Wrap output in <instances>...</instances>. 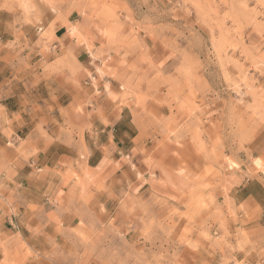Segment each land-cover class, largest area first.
<instances>
[{
  "label": "rangeland",
  "instance_id": "1",
  "mask_svg": "<svg viewBox=\"0 0 264 264\" xmlns=\"http://www.w3.org/2000/svg\"><path fill=\"white\" fill-rule=\"evenodd\" d=\"M2 2L15 18L13 34L0 40L1 102L12 99L16 87L36 131L48 136L58 106L64 140L81 138L82 127L70 116L82 112V104L58 105L77 95L80 87L69 74L81 67L74 55L49 47L64 25L101 63L97 69L120 81L110 100L131 106L153 144L173 138L178 170L191 184L172 199L127 194L106 221L76 209L87 219L61 228L58 241L48 237L46 250L29 248L18 235L2 241L0 264H195L203 255L251 264L237 259L238 251L264 264V208L252 227L232 230L226 221L235 209L224 188L227 174L264 182V0ZM80 16L91 20L87 32L68 22ZM95 34L98 47L91 42ZM157 45L167 52L160 64L149 53Z\"/></svg>",
  "mask_w": 264,
  "mask_h": 264
},
{
  "label": "crops",
  "instance_id": "2",
  "mask_svg": "<svg viewBox=\"0 0 264 264\" xmlns=\"http://www.w3.org/2000/svg\"><path fill=\"white\" fill-rule=\"evenodd\" d=\"M14 18L10 10L0 8V40L6 38L5 33L9 38L13 34ZM68 22L82 32L91 28L86 17L69 18ZM22 28L26 31L27 25ZM100 41L97 35L91 42L98 47ZM49 47L56 54L74 55L81 67L76 74H69L80 87L77 95L58 105L62 109L70 103L82 104V112L70 116L73 124L82 127V136L64 140L59 125L65 116L58 106L54 122L45 128L48 136L36 131L32 118L24 116V101L16 95V87L12 99L0 101V261L2 241L16 235L29 248L46 250L48 237L58 241L63 236L61 228L77 226L82 216L76 209L93 210L99 220L106 221L119 213L127 194L142 199L154 193L172 199L191 184L189 176L178 170L173 138L153 144V136L148 137L131 106L120 104L119 99L110 100L109 92H119L120 81L108 70L97 69L101 63L69 36L66 26H57ZM149 53L155 64L167 57L163 46L150 48ZM116 69L119 72V66ZM70 80L66 89H70ZM68 93L73 94L72 90ZM224 188L235 209L234 218L227 216V226L249 229L263 214L264 182L227 174ZM252 215L255 217L249 221L247 217ZM235 256L246 258L247 263L256 262L245 257L244 251ZM195 264L233 261L223 262L221 255H203Z\"/></svg>",
  "mask_w": 264,
  "mask_h": 264
}]
</instances>
